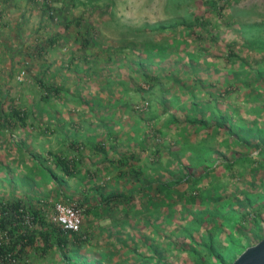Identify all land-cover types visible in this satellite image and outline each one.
<instances>
[{"label":"rangeland","instance_id":"rangeland-1","mask_svg":"<svg viewBox=\"0 0 264 264\" xmlns=\"http://www.w3.org/2000/svg\"><path fill=\"white\" fill-rule=\"evenodd\" d=\"M226 2L225 9H219L220 1L207 12L208 0H0V199H20L41 210L49 224L60 222L80 231L85 244L73 254L87 264H142L141 256H153L139 243L142 237L160 244L168 264H231L258 242L264 235L262 142L253 139L247 148L230 138L224 145L227 135L218 129L200 144L199 152L208 160L193 167L195 152L179 150L181 143L188 140L195 148L206 131L168 122L170 113L183 111L172 103L163 111L157 101L174 94L188 106L190 93L181 86L185 83L196 94L195 102L215 97L232 122L258 120L263 126L264 112L253 110L261 103L246 95L253 88L264 95V80H256L251 89L236 83L234 73L255 80L256 72L264 70V0ZM148 42L167 49L152 55L145 50ZM189 54L197 58L195 70L189 67ZM39 80L65 90L49 93L44 101L46 88ZM123 84L128 91L122 90ZM12 108L28 114L25 122L10 117L3 122L1 115ZM88 136L97 147L84 142ZM54 154L71 164L75 160L73 177L55 167ZM121 156L130 162L118 169ZM204 167L209 173L198 184L188 179L170 187L172 197L178 198L212 183L222 186L215 193L224 194V200L219 202L222 227L213 236V255L203 248H197L198 256L176 248L188 242L179 231L182 226L187 225L183 232L195 230L194 238L204 234L187 224L189 214L202 207L195 204L188 212L182 208L183 197L175 208L187 219L169 218L159 207L151 216L145 200V206L136 203L128 214L119 206H112L103 218L85 212L98 203L95 186L106 193L135 189L139 197L145 180L173 183L188 173L198 176ZM245 196L250 206L239 203ZM151 217L157 219L156 232ZM115 220L126 222L116 229ZM171 231L176 247L169 244ZM135 233L137 238L128 239ZM29 252L12 264H82L62 260L58 250Z\"/></svg>","mask_w":264,"mask_h":264},{"label":"trees","instance_id":"trees-1","mask_svg":"<svg viewBox=\"0 0 264 264\" xmlns=\"http://www.w3.org/2000/svg\"><path fill=\"white\" fill-rule=\"evenodd\" d=\"M220 1L222 3L219 6V9H225V6L227 5L226 1L230 2L232 0H208V6L206 8V11L210 12L214 7L217 6ZM202 19L200 21H202ZM196 20H198V18H196ZM158 29L159 31H161L164 28L158 27ZM144 46L145 50L148 51V53H152V55H155L156 53L162 55V51L167 49L165 45L155 44L151 42L145 43ZM230 56L232 59L237 57V55L233 52ZM189 60L192 61V63L189 64V67L195 70L196 67L193 63L197 61V58L189 54ZM138 64L140 66H143L144 60H141L140 62H138ZM143 75L147 78V80L154 81V78L152 76L146 75V73H143ZM254 78L255 80L253 78H250V76H248L247 74L238 75L237 73H234V81L236 83L251 87L252 89L256 80H264V70L257 71ZM170 79L173 80L175 78L171 77ZM200 81L201 80L198 78L196 82L199 83ZM39 82L41 83L42 88H46L45 95H42V99L44 101L48 99L49 93L56 92L58 94L65 90L64 86L46 84L45 82H43V80H39ZM225 83L231 84L232 82H228L226 80ZM181 86L185 88V91H189L190 93L189 95L191 100L188 106L183 104V102H180L179 97L174 94L168 100L166 99V97L162 96L157 101L162 105L163 111L168 110V103H172L177 111H183L181 115L170 113L167 119L168 122L176 123L177 125H196V131H206L207 136L198 141V143L195 145V148L193 144H188L186 142L188 140H185L183 143H181L179 150L182 151L185 149H192L195 152V158L191 162L193 167H198L201 163H205V161L208 160L206 158L207 156H203V154L199 152L201 150L200 144L207 137H210L214 135L213 133L218 132V129L224 130L227 135V138H224L222 140V144L224 145H229V139L232 138L234 139V141H236L237 144L243 145L248 148L252 145L253 139H256L262 142V148L260 150H264V120L263 126L259 125L258 120H253L249 123L244 122L240 118L239 121L232 122L230 115L220 109L219 104L217 103V99L215 97H212V100L208 101L207 103L199 104L198 102H195L196 94L192 93V91L190 90L192 87H188V85H186L185 83L181 84ZM122 90L128 91L129 87H126L125 84H123ZM248 95L251 96V100L261 103L258 105L255 104L253 110L258 112L259 114L263 113L264 95L259 92V90L255 91L254 88L246 96ZM78 99L80 101L84 100H81L80 98ZM1 112L2 111L0 108V113ZM195 113L198 116H196ZM1 117L3 122L7 120V117L13 118L14 120H18L21 122H25V120L28 118V114L25 113L24 110L12 108L10 112H5L4 115H1ZM76 137L77 136L74 135V138ZM86 138L87 139H85L84 142L87 143L89 147H97V142L94 141L95 138L93 136H88ZM98 147V150L102 151L103 153H106L104 146L99 145ZM53 160L55 167L59 169V171L63 175L67 177H73L76 174L77 170L75 169V167L77 166V164L75 160H73L74 163L71 164L65 156L59 154H54ZM127 162H130L128 158H124V156L119 157L116 161L118 169L126 165ZM232 165V163L227 164L228 167H231ZM182 168L185 170L184 167ZM205 168L206 167H204V169ZM131 170L132 169H127V173H130L129 171ZM208 173V169H205L204 172L199 174L198 176H194L195 174L192 175L188 173L185 176L186 179L184 177H180L177 178V180L173 183H171V180L164 182L158 179L145 180L143 181L141 188H139V191L141 192V195L139 197L137 196V191L135 189H129L126 193L118 192L117 190H112L106 193L105 191L101 190V186H95L92 190L97 193V195H99L98 203L92 204L89 207L85 208V212L88 216H92L93 218H103L106 217L108 210L112 206H119L125 214H128L132 206L136 203L145 206V200L147 202L146 211L150 212L149 215L151 216H153V214L159 213L158 211L153 212V209L156 210L157 207H159L161 212L167 213V216L169 218L173 215H176L177 217L187 219V216H182L181 213L177 212L178 209L175 208V204L177 203V201L180 202L179 198L183 197L185 203L184 205H182V208L187 209L188 212H191L192 206L195 204L200 205L202 207L197 212L189 214L191 218L187 220V224L189 223V225H193L192 227H196L199 230L202 228L204 234H199L197 235L198 238H194L193 231L195 230L190 229L184 232L181 231L184 226H187L184 225L180 228L179 231L180 233L184 234V236L188 239V242L185 241V244L182 243L179 244L180 246L176 247L178 245L177 240L172 238V236H176H174V231H171L172 235L169 236V244L173 247L175 246L177 249L186 251L187 253L194 256L199 255L197 252V248H203L208 252V254L213 255L214 250L211 251V248L214 247L215 242L213 236L216 230L222 224V218L220 216L222 206L219 204V202L224 200V194L218 196V194L215 193L222 189V186L214 185L211 182L213 186L209 188L200 190L197 193H183L178 198L172 197L173 192L170 187L171 185H176V182H180L181 180L185 181L188 179H192L195 184H198L201 181L202 177L204 178L206 175H208ZM48 174L49 176L53 175L49 172ZM139 174L140 173L135 172V175ZM239 203H241L242 205L250 206L251 199L250 197L245 196L242 200L239 201ZM165 209H167V211ZM25 217L30 218L31 223L27 222ZM151 218L154 219L152 223L154 226V232H156L159 228L158 224L156 223L157 219L154 217ZM168 220L169 219H167L166 221L169 222L170 220ZM125 222L124 220L123 222L120 220H115V222H113V225L117 227L116 229H119L120 223L122 225ZM79 232L76 231L73 227L65 226L60 222L55 224H49L46 221L44 213L41 210L33 207L30 204H25L20 199H0V260H2L1 264H12V260H14L19 255H22L24 252H29L30 250H33L34 252H37L41 255L47 254L49 253V251L52 250H58L60 252L62 260L66 259L68 261L72 258L74 262L87 264L83 257L80 258L76 254H73L75 252H79V250L85 244L84 238L86 236H83ZM137 237L138 236L135 233L130 235L128 239L132 241L134 238ZM262 237H260V239ZM139 243L143 244L153 252V256H141V259L143 261L142 264H168L164 260L163 254L161 253L162 247L160 246V244H155L151 238L146 237L139 238ZM216 255L217 254H215V258H217ZM138 256L139 254H137V258ZM89 264H92V262ZM200 264H203L202 261L200 262Z\"/></svg>","mask_w":264,"mask_h":264},{"label":"water","instance_id":"water-1","mask_svg":"<svg viewBox=\"0 0 264 264\" xmlns=\"http://www.w3.org/2000/svg\"><path fill=\"white\" fill-rule=\"evenodd\" d=\"M231 264H264V236L246 247Z\"/></svg>","mask_w":264,"mask_h":264},{"label":"crops","instance_id":"crops-1","mask_svg":"<svg viewBox=\"0 0 264 264\" xmlns=\"http://www.w3.org/2000/svg\"><path fill=\"white\" fill-rule=\"evenodd\" d=\"M230 218H231V216H229ZM232 220V219H231ZM222 227V224H221V226H220V228Z\"/></svg>","mask_w":264,"mask_h":264}]
</instances>
